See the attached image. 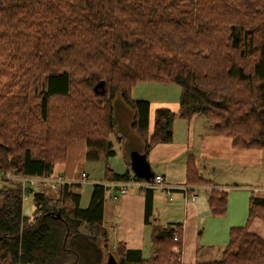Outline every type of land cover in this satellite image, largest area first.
Returning a JSON list of instances; mask_svg holds the SVG:
<instances>
[{
  "label": "trees",
  "instance_id": "16d2710c",
  "mask_svg": "<svg viewBox=\"0 0 264 264\" xmlns=\"http://www.w3.org/2000/svg\"><path fill=\"white\" fill-rule=\"evenodd\" d=\"M139 82L177 85L178 110L157 108L151 127L150 103L131 97ZM117 93L133 112L143 155L173 141L176 119L194 116L232 148L264 151V0H0V171L53 177L74 141L85 143L87 161L114 156ZM185 167L186 186L212 185L194 156ZM130 177L145 182L109 168L103 181ZM79 189L29 190L26 217L19 184L0 183V264H175L179 224L152 227L149 257L113 247L105 187L93 185L85 209ZM145 190L150 225L153 191ZM205 198L209 216L227 214L225 189L213 186ZM256 221L264 229L263 192H251L246 222L229 229L220 258L199 264H264Z\"/></svg>",
  "mask_w": 264,
  "mask_h": 264
},
{
  "label": "crops",
  "instance_id": "0c3cea01",
  "mask_svg": "<svg viewBox=\"0 0 264 264\" xmlns=\"http://www.w3.org/2000/svg\"><path fill=\"white\" fill-rule=\"evenodd\" d=\"M145 100V99H143ZM147 101V100H146ZM150 103V126L153 124V114L157 108L165 107L176 112L178 110V100H167L160 99L158 101H149ZM133 112L131 108L125 105L121 98L119 99V108L115 111V118L117 123V128L120 127L124 129V139H117V143L125 145V150L128 155L132 151H140L143 147L142 139L131 131ZM200 116H194L190 120L186 121L180 119L184 123V127L181 122H174L173 124V141L169 144H156L151 147V149L145 155V160L155 166L162 167V172H156L153 175H161L164 178V183L171 187H180L185 186V162L188 155L194 156L197 161L199 158L206 160L205 157H211L217 159L218 161H211L208 164V173L207 170L205 178L210 180L212 185L200 187V191L206 197V191L210 188L218 187L225 189L228 193V198L232 193L241 192L243 195L250 196L251 192H263L259 186L261 183H254L249 185L245 179L247 174L250 176V171L257 172L256 182H262V175L259 174L260 168L263 166V157L264 154L261 150H238L234 149L231 146L230 140L223 136L214 135L208 127V124L205 120H202L204 123L199 125L197 122ZM116 128V129H117ZM83 141L78 142L79 147V156L85 153V144ZM122 148V146H121ZM198 152V154H196ZM68 154V152H67ZM84 156V155H83ZM67 160V158H66ZM125 161V160H124ZM227 161L228 163L223 166L218 162ZM217 164V165H216ZM62 164L55 165L54 169L63 170L64 176L67 173V169ZM218 167V168H217ZM129 165L125 162V171L124 174L129 172ZM82 173V172H81ZM85 173V172H84ZM86 174V173H85ZM87 175V174H86ZM61 176L57 171L53 173V177H58L68 183L77 184L78 181H73L69 177ZM103 182V181H102ZM101 182V183H102ZM231 182H235L234 184ZM99 183V184H101ZM260 190H252L254 189ZM111 193L108 197H104V211H103V224L105 228L107 224H111L107 227L109 232L110 240L115 247L117 244H124L127 248L130 249H140L143 252L145 247V242L150 241L151 230L153 226L164 227L168 224L173 226L180 225L181 229V248L182 252L179 258H175V264H199L213 262L220 258L223 247L225 246L228 240V231L231 227L243 226L246 222L247 217V203L246 198L241 195V203H236L235 206L228 205L227 214L220 218V226L218 225V237L219 249H214L213 241H208L204 245H199L196 243L197 240L192 238V234L200 228L198 219L202 216V209L200 205L196 203V200L193 202L185 201L183 194L178 192L179 202L174 203L172 201L167 202L172 203L179 207V213L177 216L180 217L182 222L174 221L173 223H167L166 225L159 224L158 219L155 218L154 222L150 225L144 223V213H145V194L147 190H141L138 188L131 189L127 194L120 196L117 200H113L114 191L111 188ZM152 211L154 208L155 198L154 193L157 189L152 190ZM161 193L165 194L162 190ZM177 195V194H176ZM174 203V204H173ZM234 202L231 201V205ZM201 212V215L199 214ZM206 222H212L214 220L209 217L208 212L205 211ZM229 219V220H228ZM216 221V220H215ZM230 223H228V222ZM211 232L212 227L204 225L201 227V232L205 230ZM217 229V227H215ZM252 232L256 233L264 239V229L261 226V223L256 221L251 226ZM150 245V242H149ZM150 250V249H149ZM151 255V250L149 251ZM203 256V257H202ZM203 258V259H202Z\"/></svg>",
  "mask_w": 264,
  "mask_h": 264
},
{
  "label": "rangeland",
  "instance_id": "374dc122",
  "mask_svg": "<svg viewBox=\"0 0 264 264\" xmlns=\"http://www.w3.org/2000/svg\"><path fill=\"white\" fill-rule=\"evenodd\" d=\"M179 95H180V90L178 86L175 84L139 82V83H136L131 90L132 99L134 100L145 99L148 102L149 101L154 102L160 99L179 100ZM119 96H120L119 93H117L114 97V104H115L116 109L119 108V99H120ZM179 120L180 119H176L174 122H181L180 124H182V126L184 127V123ZM202 120H204L202 117L198 118L197 122H199V125L201 123H204ZM120 134L121 135L125 134L124 129L121 127L119 129L118 128L114 129L113 133L111 134V140L114 143V150H115L114 156L109 157L107 159L102 158L95 162L87 161L85 159L86 148H85V153L83 154L84 156L81 154L79 156L78 148L80 147H79L78 142L80 141H74L68 146L67 160L62 165H59L67 169L66 175L64 176L63 170L59 169V167H57L58 169H54L55 173L58 171L61 176L69 177L73 181H78L79 179L81 180V172H85L87 174V178L81 181V185L79 189V193L81 196L80 204H79L80 208L85 209L88 206L89 200L91 197L92 187L94 184H99L104 180V174H105L106 168H109L114 173H121V172L123 173V171H125V161L124 160L128 158L129 155L127 151L125 150V147H124L125 145H121L122 146L121 148L120 144L117 143V138L119 137ZM262 152H263L262 154H264V151ZM196 154H198V152ZM205 159L206 160H202L199 158L198 160L199 172L203 177H205L206 173H208V169H209L208 164L211 161H218L217 159L207 157V156L205 157ZM218 163H220L223 168V166H225L228 162L220 161ZM149 167L153 174H155L156 172L163 171L162 167L157 168V166H155L154 164H151V166L149 165ZM128 170L129 172L132 173L131 169H128ZM206 170L207 172L204 173ZM259 174L262 175V182H256L257 172L254 173L252 171H250V176L249 174H247L248 175L247 178H239V179H245V181L248 180V182H245V183H248L249 185L254 184V183H261V185L263 186H259V187H263L261 189L264 190V157H263V166L260 168ZM104 183L105 182L103 181L101 184H104ZM231 183L234 184L235 182H231ZM159 190L160 189H157V191L154 193L155 203H154L152 215L150 217L151 221L154 222V219L157 218L159 224H162V225H166L167 223H173L174 221H176V219H178L177 221L182 222L179 216L176 218H173L178 215L179 210H180L179 207H177L174 204V203L179 202L180 200L179 197H177L179 193L174 192V191L172 192V199L174 202L173 203L174 205H172L171 202L170 203L167 202V197L165 196V194L161 193V191ZM252 190H260V189H256L254 187V189ZM110 193H111L110 189H106L104 197L105 198L108 197ZM26 195L28 196V198L26 200H23L22 212L24 216L30 217L34 211V208L32 205L30 193L26 192ZM241 195L244 196V200L246 198V202L248 201L249 195L245 197V195H243V193L241 192L232 193L227 200V210H228V205L229 207L230 206L232 207V206H235L236 203H241V200H242ZM231 201L234 202L232 205H231ZM196 203L200 205L199 211L201 209L202 211L204 210V212L208 211L206 207V198L204 194L201 193V191H198V198L196 200ZM247 210H248V203H247ZM204 212L202 213V216L198 219L200 228H198L194 232V234H192V238L197 240L196 243L199 245L201 244L204 245V243H207L208 241L209 242L213 241L214 249H219L218 247H219L220 239L218 237V230H219L218 225L220 226V224H223V223H220L223 221H220L221 220L220 218H215V217H211L208 215L209 217L213 218L209 220H214V221L206 222ZM199 214L201 215V212H199ZM203 224L212 227L211 232H209L207 229L204 232H201V227L203 226ZM110 225L111 224H107V227H109ZM215 227H217V229H215ZM149 249H150L149 241H146L145 247L143 248V255L145 258L150 256Z\"/></svg>",
  "mask_w": 264,
  "mask_h": 264
},
{
  "label": "built area",
  "instance_id": "2783aa9c",
  "mask_svg": "<svg viewBox=\"0 0 264 264\" xmlns=\"http://www.w3.org/2000/svg\"><path fill=\"white\" fill-rule=\"evenodd\" d=\"M87 178V175L82 172L81 180L79 185H81V181ZM11 181L19 184L21 188L22 194V202L26 200L28 196L26 192L29 190H36L40 186H44L52 191H56L59 186L64 185L68 182L58 178V177H49V178H38V177H29V176H16L12 172H2L0 171V183ZM103 186L106 188H111L114 191L113 200H117L120 196L127 194L131 189L138 188L141 190L145 189H160L165 192V195L168 197V201H172V192L179 191L183 194L185 201L193 202L198 198L199 187H191V186H180V187H171L164 183V178L161 175H153L151 180L145 182H137L132 177H130L127 181H109L105 182ZM174 242L176 244L172 247V252L178 256L181 255L182 248L179 246L180 236L178 234L173 236Z\"/></svg>",
  "mask_w": 264,
  "mask_h": 264
},
{
  "label": "water",
  "instance_id": "95a60500",
  "mask_svg": "<svg viewBox=\"0 0 264 264\" xmlns=\"http://www.w3.org/2000/svg\"><path fill=\"white\" fill-rule=\"evenodd\" d=\"M103 88V83L98 84L95 89ZM129 161L132 173L138 179H143L145 181L151 180L153 177L150 170L149 164L145 160V155L138 153L137 151H132L129 154ZM57 219L60 218V215L57 214Z\"/></svg>",
  "mask_w": 264,
  "mask_h": 264
},
{
  "label": "bare ground",
  "instance_id": "6f19581e",
  "mask_svg": "<svg viewBox=\"0 0 264 264\" xmlns=\"http://www.w3.org/2000/svg\"><path fill=\"white\" fill-rule=\"evenodd\" d=\"M20 176V175H19ZM250 202V201H249Z\"/></svg>",
  "mask_w": 264,
  "mask_h": 264
}]
</instances>
